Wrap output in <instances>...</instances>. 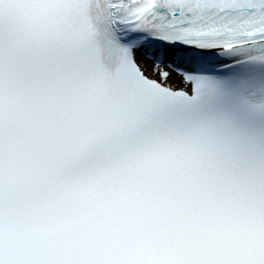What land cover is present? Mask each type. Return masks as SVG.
Here are the masks:
<instances>
[{
    "label": "snow or ice",
    "instance_id": "6c2138e0",
    "mask_svg": "<svg viewBox=\"0 0 264 264\" xmlns=\"http://www.w3.org/2000/svg\"><path fill=\"white\" fill-rule=\"evenodd\" d=\"M0 264H264V0H0Z\"/></svg>",
    "mask_w": 264,
    "mask_h": 264
}]
</instances>
